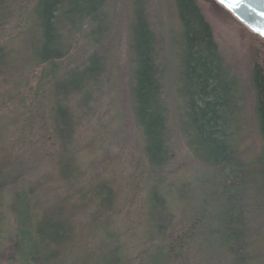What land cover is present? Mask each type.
I'll return each instance as SVG.
<instances>
[{
	"label": "trees",
	"instance_id": "16d2710c",
	"mask_svg": "<svg viewBox=\"0 0 264 264\" xmlns=\"http://www.w3.org/2000/svg\"><path fill=\"white\" fill-rule=\"evenodd\" d=\"M114 3L0 0V105L36 116L24 125L19 113L9 141L0 128V264H264V39L249 32L262 145L250 158L241 80L197 0H123L124 69ZM117 92L116 120L137 135L127 181L79 157L81 130L107 129ZM180 141L189 179L171 169ZM53 146L63 194L46 202L35 175Z\"/></svg>",
	"mask_w": 264,
	"mask_h": 264
},
{
	"label": "rangeland",
	"instance_id": "374dc122",
	"mask_svg": "<svg viewBox=\"0 0 264 264\" xmlns=\"http://www.w3.org/2000/svg\"><path fill=\"white\" fill-rule=\"evenodd\" d=\"M123 0H115V26L116 33L112 37L114 43L116 44L115 49L119 51L118 59H119V67L122 69L125 68L127 62V50H126V41H127V7H122ZM197 3L202 8L204 13L206 14L207 19L213 27L214 34L218 42L222 45L223 50L225 52V56L227 59V63L231 66L235 73L239 76L241 80V89L240 96L243 97L245 101V111L242 113L241 121L243 122L241 133L244 139L243 147L248 151L251 150L250 158L254 155H257L261 150V141L258 136V127L256 124V119L252 110V93L249 90V61L250 54L252 49V42L249 34V30L245 28L242 24H240L229 12L220 7L214 0H197ZM172 29L175 28L174 24L171 23ZM168 29V27H167ZM174 81L169 84L173 86ZM3 92H5L3 90ZM1 92V93H3ZM251 93V94H250ZM120 93L114 99L116 102L108 105L109 110H103V123L104 126H107V129H113L111 134L107 137L106 143L102 141V136L107 129L103 127H99L96 130V126L98 123H93L92 125H88L85 129L81 130V142H83L82 148L80 149V160L81 165L85 170H88V173H92L101 167V170L104 166H106V174L113 176H117L120 173H126V176L122 178L124 181H127L129 176L133 173V151L135 136L133 133V129L129 122H118L116 120L115 115L119 113V110H123V106L120 103ZM26 101H29V97ZM113 103V100H112ZM3 104V103H2ZM0 105V128H4L5 136H7V141H9V137L12 134V128L10 122L15 118L17 122L19 113L17 112L15 107H12L10 103L6 105ZM125 110V107H124ZM38 112H36L37 114ZM110 113H114V115H108ZM252 114V115H251ZM21 115V113H20ZM25 119L21 118V122L26 125L29 123L26 120L32 118L33 122H36V116H32L28 111L23 115ZM21 115V117H23ZM16 127V126H15ZM14 127L15 134L12 137L17 136V131L20 130V124L18 127ZM41 129V131L39 130ZM42 125L39 127H35L34 134L37 138L47 137L44 134L45 131L42 129ZM101 131V132H99ZM118 134V136H117ZM117 136L116 138H113ZM123 138V139H122ZM9 143V142H8ZM184 144L180 141V145L177 149L178 155L175 159V162L172 163L171 169L182 170L183 172L180 178H192L194 175V171L196 169L195 163L192 162L191 158H189L187 150L184 148ZM53 148H42L39 152L40 158L44 161L41 169L35 175L36 180L42 179L44 181L43 187H41V197L43 200H51L56 198V196L62 195L61 187L59 184H56L57 172L52 165L53 156L52 154ZM34 176V177H35ZM131 179V178H130ZM264 217V213H263ZM79 218V217H78ZM84 219V218H83ZM81 225L86 223V219L80 220ZM212 218H209V225H212ZM201 224L203 226V220L201 219ZM204 227H201L203 229ZM83 231V230H82ZM81 232V231H80ZM132 250V249H131ZM129 250V253H131Z\"/></svg>",
	"mask_w": 264,
	"mask_h": 264
},
{
	"label": "water",
	"instance_id": "95a60500",
	"mask_svg": "<svg viewBox=\"0 0 264 264\" xmlns=\"http://www.w3.org/2000/svg\"><path fill=\"white\" fill-rule=\"evenodd\" d=\"M240 24L264 39V0H214Z\"/></svg>",
	"mask_w": 264,
	"mask_h": 264
},
{
	"label": "snow or ice",
	"instance_id": "6c2138e0",
	"mask_svg": "<svg viewBox=\"0 0 264 264\" xmlns=\"http://www.w3.org/2000/svg\"><path fill=\"white\" fill-rule=\"evenodd\" d=\"M221 2H223V0H221Z\"/></svg>",
	"mask_w": 264,
	"mask_h": 264
}]
</instances>
